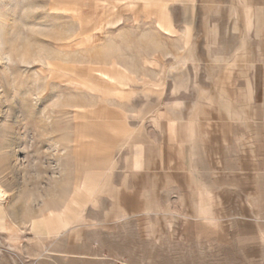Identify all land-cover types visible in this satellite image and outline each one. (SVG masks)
I'll list each match as a JSON object with an SVG mask.
<instances>
[{"label": "crops", "instance_id": "obj_1", "mask_svg": "<svg viewBox=\"0 0 264 264\" xmlns=\"http://www.w3.org/2000/svg\"><path fill=\"white\" fill-rule=\"evenodd\" d=\"M200 2L237 13L211 19L222 28L185 29L184 38L200 40L185 41L184 51L153 39L142 59L157 68L173 56L169 70H215V79L169 75L162 94L159 81H146L131 99L121 88L103 89L101 100L83 106L77 187L88 198L96 245L166 238L169 246L195 243L264 264V0ZM166 22L142 35L175 38L174 19ZM5 203L0 238L14 228ZM72 211L71 220L51 211L58 235L75 228Z\"/></svg>", "mask_w": 264, "mask_h": 264}, {"label": "rangeland", "instance_id": "obj_2", "mask_svg": "<svg viewBox=\"0 0 264 264\" xmlns=\"http://www.w3.org/2000/svg\"><path fill=\"white\" fill-rule=\"evenodd\" d=\"M200 3L0 0V184L9 191L5 214L14 227L0 238V264H256L239 261L231 250L169 246L166 238L139 246L96 245L85 213L88 198L77 187L75 172L87 146L77 133L84 128V105L101 100L111 87L123 89L127 99L139 97L142 83H151L146 81H159L154 87L162 94L169 75L184 72L193 81L215 79V70H169L173 56L157 68L142 59L153 39L179 51L185 41L200 40L184 38L185 29L222 28L223 22L217 27L211 19L237 13ZM170 19L175 38L142 35L165 30ZM73 208L74 230L58 235V215L51 211L71 220Z\"/></svg>", "mask_w": 264, "mask_h": 264}, {"label": "bare ground", "instance_id": "obj_3", "mask_svg": "<svg viewBox=\"0 0 264 264\" xmlns=\"http://www.w3.org/2000/svg\"><path fill=\"white\" fill-rule=\"evenodd\" d=\"M9 198V192L0 184V202H6Z\"/></svg>", "mask_w": 264, "mask_h": 264}]
</instances>
